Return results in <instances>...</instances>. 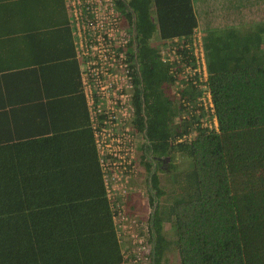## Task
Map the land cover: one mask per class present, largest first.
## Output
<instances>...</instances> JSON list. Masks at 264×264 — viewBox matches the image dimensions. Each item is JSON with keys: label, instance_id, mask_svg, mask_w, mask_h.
Here are the masks:
<instances>
[{"label": "trees", "instance_id": "16d2710c", "mask_svg": "<svg viewBox=\"0 0 264 264\" xmlns=\"http://www.w3.org/2000/svg\"><path fill=\"white\" fill-rule=\"evenodd\" d=\"M116 4L133 28L135 124L152 206L150 264H160L169 245L177 264H264V21L204 33L216 126L201 125L199 114L173 123L184 106L170 94L172 77L157 44L190 35L197 24L192 0ZM181 96L191 105L195 91L184 88ZM55 139L0 146V264H119L92 139L89 149ZM165 157L166 189L155 171Z\"/></svg>", "mask_w": 264, "mask_h": 264}, {"label": "built area", "instance_id": "2783aa9c", "mask_svg": "<svg viewBox=\"0 0 264 264\" xmlns=\"http://www.w3.org/2000/svg\"><path fill=\"white\" fill-rule=\"evenodd\" d=\"M63 2L79 63L96 159L122 254L119 264H150L151 239L145 236L149 234L148 221L130 216L126 204L127 194L134 190L131 179L136 175L144 142L135 124L133 104V28L116 0ZM203 35L195 25L187 37L159 40L157 51L172 77L169 91L185 107L178 112L184 113L180 118L199 114L201 125L215 127ZM184 88L195 91L191 105L181 96Z\"/></svg>", "mask_w": 264, "mask_h": 264}, {"label": "crops", "instance_id": "0c3cea01", "mask_svg": "<svg viewBox=\"0 0 264 264\" xmlns=\"http://www.w3.org/2000/svg\"><path fill=\"white\" fill-rule=\"evenodd\" d=\"M50 136L62 146L92 148L64 2L0 0V146Z\"/></svg>", "mask_w": 264, "mask_h": 264}, {"label": "rangeland", "instance_id": "374dc122", "mask_svg": "<svg viewBox=\"0 0 264 264\" xmlns=\"http://www.w3.org/2000/svg\"><path fill=\"white\" fill-rule=\"evenodd\" d=\"M258 0H194V8L198 17V27L203 34L210 30L222 29L224 27H233L236 29H246L251 25L264 21V12L258 9ZM264 2V0H262ZM264 11V9H262ZM263 16V17H260ZM158 40H153V43ZM171 90V89H170ZM171 94V93H170ZM173 96V95H172ZM174 97V96H173ZM178 114L173 123L177 122L181 115ZM158 162V161H157ZM156 162V163H157ZM168 158H163L162 162L156 164L155 171L159 179V185L164 189L167 188V167ZM142 162L139 161L138 165ZM147 170L137 169L136 175L131 179V184L134 190H131L127 195L126 200L127 213L133 218L140 220L147 219L151 211V204L148 201L149 182ZM127 199V198H126ZM164 194L158 197L159 205H163ZM163 231L168 239L174 238L173 227L170 222L163 221ZM147 234V235H146ZM145 236L150 240V235L146 233ZM149 235V236H148ZM124 264H140L139 262H125ZM160 264H177V254L173 246L165 250L164 257L161 259Z\"/></svg>", "mask_w": 264, "mask_h": 264}, {"label": "flooded vegetation", "instance_id": "af4514ba", "mask_svg": "<svg viewBox=\"0 0 264 264\" xmlns=\"http://www.w3.org/2000/svg\"><path fill=\"white\" fill-rule=\"evenodd\" d=\"M158 161H160V163L162 162V160H159V159H157ZM159 164V163H158Z\"/></svg>", "mask_w": 264, "mask_h": 264}]
</instances>
